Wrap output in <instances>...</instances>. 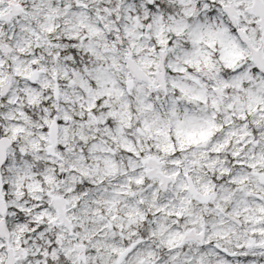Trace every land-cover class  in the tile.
Masks as SVG:
<instances>
[{
  "label": "clouds",
  "instance_id": "9594fccd",
  "mask_svg": "<svg viewBox=\"0 0 264 264\" xmlns=\"http://www.w3.org/2000/svg\"><path fill=\"white\" fill-rule=\"evenodd\" d=\"M0 264H264V0H0Z\"/></svg>",
  "mask_w": 264,
  "mask_h": 264
}]
</instances>
